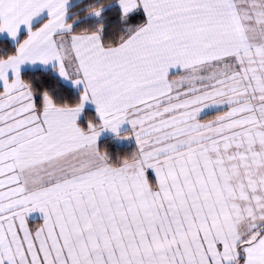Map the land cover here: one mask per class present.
Segmentation results:
<instances>
[{"label":"snow or ice","instance_id":"obj_1","mask_svg":"<svg viewBox=\"0 0 264 264\" xmlns=\"http://www.w3.org/2000/svg\"><path fill=\"white\" fill-rule=\"evenodd\" d=\"M71 8L0 0V264H264V0Z\"/></svg>","mask_w":264,"mask_h":264},{"label":"trees","instance_id":"obj_2","mask_svg":"<svg viewBox=\"0 0 264 264\" xmlns=\"http://www.w3.org/2000/svg\"><path fill=\"white\" fill-rule=\"evenodd\" d=\"M75 1V0H74ZM87 2V0H81L78 3H75L71 10L72 11H80L81 15H83L82 13V8L83 5ZM79 6V7H77ZM92 20L88 19V20H84L81 24H80V29H84V28H88L90 27V25L92 24ZM109 28H108V32H107V40L110 42L112 39H119L120 35H122L121 32V26L118 22V20L116 19L115 15L112 14V17L109 20ZM24 37H21V39H23ZM11 45L7 40H0V49H4V48H10ZM48 77L42 73V72H35L33 73H26L25 74V79H47ZM53 83H55L53 81ZM76 95V93H70L64 96L65 99H73L74 96ZM95 113L92 110H87L86 113V117L87 118H92L94 117ZM81 126L86 128V124L84 122H81ZM99 150L100 151H104L106 152L110 159L113 162H119L122 161L124 159H127L129 157H131L135 152H136V147L131 145V146H120L118 145L114 139L112 138H105L103 140L100 141L99 143Z\"/></svg>","mask_w":264,"mask_h":264},{"label":"crops","instance_id":"obj_3","mask_svg":"<svg viewBox=\"0 0 264 264\" xmlns=\"http://www.w3.org/2000/svg\"><path fill=\"white\" fill-rule=\"evenodd\" d=\"M75 3H76V0H75V2H74V0H71L72 6ZM42 16L46 17V13H43ZM38 26L39 25H37V27ZM0 40H7L6 34L0 35ZM177 71H179V70L178 69L172 70L171 74H175ZM177 78H178V76H176V75L170 76V79H177ZM223 107L226 108V106H223ZM86 110H92L94 112V106L88 105ZM217 114H219V113H214V112H211L210 110L206 109L205 113L203 115H208V116H206L204 118L202 117V118L204 121L210 120V119H213L214 116ZM131 131H132L131 125L127 121H125L123 124L120 125L117 132H113L111 129H105L104 131L101 132L100 136L97 139L98 149H99L100 141L105 139V138L114 139L115 142L120 146H131V145H133V146L137 147L134 135H130ZM131 140L133 141V143H130ZM147 176H148V179L150 181H152L153 183L155 182V173L153 172V170L149 169ZM41 218H42V214L39 211H35L33 213H30L28 216V225H29L30 229L35 231L37 228H39L42 224Z\"/></svg>","mask_w":264,"mask_h":264},{"label":"rangeland","instance_id":"obj_4","mask_svg":"<svg viewBox=\"0 0 264 264\" xmlns=\"http://www.w3.org/2000/svg\"><path fill=\"white\" fill-rule=\"evenodd\" d=\"M81 0H76V3H78V2H80ZM75 2V1H74ZM128 139V138H127ZM126 139V140H127ZM130 143H133V141L131 140V142ZM137 148V147H136Z\"/></svg>","mask_w":264,"mask_h":264}]
</instances>
